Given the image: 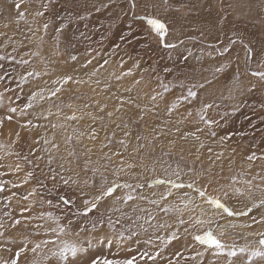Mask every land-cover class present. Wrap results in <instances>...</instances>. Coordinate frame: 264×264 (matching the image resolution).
<instances>
[{
	"label": "rangeland",
	"instance_id": "1",
	"mask_svg": "<svg viewBox=\"0 0 264 264\" xmlns=\"http://www.w3.org/2000/svg\"><path fill=\"white\" fill-rule=\"evenodd\" d=\"M134 2L135 8L133 0H0V264H11L25 247L18 264H91L97 257L248 264L247 253L216 256L194 239L209 227L229 246L260 247L247 241L258 232L243 230L261 226L264 232V223L253 222L264 208L228 216L186 187L171 188L162 199L170 186L156 181L195 182L235 211L264 199V79L252 74L264 72V0ZM145 16L165 23L163 41ZM65 76L72 77L69 84L53 83ZM57 87L61 92L49 98ZM33 93L45 98L37 96L27 108ZM70 108L83 118L66 120ZM105 180L133 187L118 188L84 214V201L107 186ZM129 193L134 199L127 203L116 199ZM61 197L73 203L65 205ZM48 212L64 226L70 221L69 228L51 231L57 225L42 215ZM197 218L213 223L196 224ZM16 220L21 224L13 227ZM101 230L105 239L96 237ZM173 232L178 239L169 243ZM120 233L131 247L110 250L107 239H121ZM65 239L86 254L67 262L54 256Z\"/></svg>",
	"mask_w": 264,
	"mask_h": 264
},
{
	"label": "snow or ice",
	"instance_id": "2",
	"mask_svg": "<svg viewBox=\"0 0 264 264\" xmlns=\"http://www.w3.org/2000/svg\"><path fill=\"white\" fill-rule=\"evenodd\" d=\"M131 6L133 8L136 7V4L133 0V3L131 4ZM15 7L17 9H20L21 5L19 3H17L15 5ZM43 13H37V15H42ZM20 16H23V13H20ZM141 19L145 20L147 25L150 27V29L156 33V35H158L161 40L163 41L166 33H167V26L165 25L164 22H162L160 19L152 17V16H145L142 17ZM45 29H47L48 25L45 24L44 25ZM235 41H233L234 43ZM168 47H174V45H167ZM246 51L248 53L249 59H251L252 56V49L249 48L247 45H245ZM225 51H227V49H225ZM0 59H2V57H0ZM73 60L76 59L75 56L72 57ZM23 63H27V61H22ZM105 63H107V61H105ZM222 69H217V71H221ZM131 74V70H129V73ZM253 75H257L259 76L261 79H264V72H253ZM28 75H32V73H28ZM36 75L38 76L39 73H36ZM117 79H119V77H117ZM72 80L71 76H65L62 80H58V81H54L53 83H58V84H66L69 81ZM200 87H203V85H201ZM62 89L61 87H57L55 88V90L50 91L49 93V98L56 96V94L58 92H60ZM39 96L40 99H44L45 97L42 95V93H33L32 97L29 100V103L26 105L27 108H31L32 107V101L36 99V97ZM188 96L195 98L197 96V93L195 91H193L192 89L188 90ZM152 99H155V96L152 97ZM69 107H71V105H69ZM85 107H88V105H85ZM211 105H205L204 108H210ZM118 110V109H117ZM10 112H16L15 108H10L9 109ZM101 111H103V108H101ZM191 113H189L190 115ZM89 116H91V113H88ZM109 116L112 115L111 112L108 113ZM82 116H77L75 114V112H73L72 115L70 116H66L65 119L66 120H79L82 119ZM201 120H204L205 123H212L213 121H207L205 120V117L203 115L200 116ZM8 120H11L12 117L8 116L7 117ZM92 119H96V117H92ZM0 124H2V120H0ZM28 124H31V121H28ZM53 127H55V125H53ZM213 135H215V133H213ZM19 137V133H17V138ZM92 139L95 138V136L93 135L91 137ZM121 143H123V141H121ZM254 158V154L252 156H249L248 159L252 160ZM128 167H132V165H128ZM19 168V166H17V169ZM29 176L32 175V173L28 174ZM175 175L177 177H179V171H176ZM53 179H55V177H53ZM65 184L68 183V181H64ZM157 184L160 185H166V186H170L169 187V191L164 194L162 196V199H166L167 196H170L171 193V188H189L192 189L193 191H195L199 198L202 199V201L208 205H210L217 213H226L228 216H248V214L253 210V208H264V199H261L258 201V203H253L251 207H247L246 206V210L243 211H235L232 208H230L227 205L226 200H222L220 196L218 195H212L209 193L207 187H198L196 185L195 182H189L187 184H185L182 180L180 182H176L172 179H159L156 181ZM250 184V182H247ZM104 185L107 186H102L101 189L99 190L98 194L95 195V197L92 200H85L84 201V209L83 212L84 214H87L91 211H93L94 209L97 208L98 204L100 201H102L105 197H111L113 196V193L118 189V188H127V189H132V185L128 184V183H124V184H118L113 182L112 184H107V181L105 180L103 182ZM15 187V185H14ZM137 187H143V185H137ZM4 190L3 187V183H0V192H2ZM235 193L238 195H244V192L240 189V188H236ZM249 191H251V189H249ZM35 193V189H33V193ZM230 196L229 191L225 190L223 192V197L227 198ZM9 200H11V197H8ZM23 199H28L27 196L23 197ZM117 200L123 199V201L125 203H127L130 200H133L134 197L131 195V193H129L128 195L120 198L117 197ZM61 200L63 201V203L65 205H69L71 203H73V201H71L70 199H65L64 197H61ZM152 203H156V201H151ZM49 204H51V201H48ZM77 214H80L79 212H77ZM42 215H47L51 218H53L54 222L56 223V227L53 228L51 231L57 233V235L62 234L65 232L66 228L64 225L60 224V217H53V214L51 212H48L46 214H42ZM253 222L255 223H264V216L261 217V219L259 221H256L255 218H253ZM20 220H16L15 223L13 224V227H15L16 224H19ZM70 223V221H69ZM179 223L181 225L185 224V220L180 219ZM194 223L196 224H204V223H208V224H212L213 220L211 218H209L208 220H202V219H196L194 221ZM111 226V225H110ZM251 225H244V227H250ZM217 227H219V225H217ZM0 228H3V224H0ZM185 232L188 231L187 228L184 229ZM133 235H136V233H133ZM221 235H223V233H221ZM254 235H258L260 237L258 244H259V248H250L249 245H244L243 247H240L239 249H237L235 246H229L227 245L224 241H222L214 232L213 228L209 227L207 231H205L203 234L201 235H195L194 239L196 241H198L200 244L202 245H206L207 248L214 250V255L216 256H220V255H224L226 254L228 257H235L238 255V253L243 254V253H247L248 254V264H252V260L254 258H261L264 259V232H260V233H254ZM0 236H3V232H0ZM120 238L124 239V234L120 233ZM178 239L177 233L173 232L169 237H168V241L167 242H171L172 240H176ZM42 243H44L45 245L48 243H56L55 241H43ZM107 243L109 244V246L111 245L112 241L111 239H109L107 241ZM41 245L37 244L34 248L31 249V251L35 252L37 248H39ZM27 249L25 248H21L17 251L16 253V257L14 259L11 260V264H18L19 261V257L21 255V253L25 252ZM83 251H86V249L82 248L81 246H79L78 244L74 243V242H68V241H63L61 242V246L59 247L58 251H54L53 255L54 256H58L61 260L67 262L69 260V257L71 258H76L77 255ZM144 255H147V253H145ZM135 257H132L130 259L127 260H108V259H104L103 261H101V259L99 257H97L95 260H93L91 262V264H134L135 262ZM149 259H155V257H149ZM3 264H8L7 261L3 262ZM229 264H231V261H229Z\"/></svg>",
	"mask_w": 264,
	"mask_h": 264
},
{
	"label": "bare ground",
	"instance_id": "3",
	"mask_svg": "<svg viewBox=\"0 0 264 264\" xmlns=\"http://www.w3.org/2000/svg\"><path fill=\"white\" fill-rule=\"evenodd\" d=\"M107 13V12H106ZM111 15V14H110ZM226 22V21H225ZM94 62V61H93ZM257 62V61H256ZM255 64V63H254ZM255 68V67H254ZM260 70H262V69H259V71ZM7 71V70H6ZM261 72V71H260ZM256 77V76H255ZM10 78V77H9ZM245 82V81H244ZM67 84V83H66ZM69 84V83H68ZM61 92V91H60ZM61 94H63V93H61ZM8 95V94H7ZM98 96H99V94H98ZM235 98V97H234ZM2 100H4V99H2ZM238 103V102H237ZM246 103V102H245ZM260 105V104H259ZM48 107H49V105H47ZM247 108V107H246ZM50 109H52L51 107H50ZM70 113L71 114H73V112H75V114H77L78 112H77V110H75L74 108H70ZM256 114V113H255ZM253 115V114H252ZM27 131V130H26ZM23 137V136H22ZM42 188V187H41ZM40 191V190H39ZM211 191V190H210ZM67 193H68V191H67ZM73 194V193H72ZM43 195V194H42ZM71 195V194H70ZM74 195V194H73ZM48 197V196H47ZM72 198H73V196H72ZM9 203V202H8ZM8 207H9V205H8ZM10 207H12L11 205H10ZM32 207V206H31ZM254 209V208H253ZM258 210H259V208H258ZM39 211H37V213H38ZM250 218V217H249ZM66 223H65V227L66 228H69L68 226H67V223L69 224V222L68 221H65ZM14 223H15V221H14ZM21 224V222L19 223V224H16V225H20ZM16 225H15V227H16ZM235 225V224H234ZM233 225V226H234ZM247 225V224H246ZM5 225H3V227H4ZM232 226V225H231ZM242 226V225H241ZM238 227V226H237ZM236 226H235V228H237ZM243 227V226H242ZM262 227L260 226V228L259 227H257V226H252V228H246V230H243V232L244 233H248L249 231L251 232V231H256V232H258V233H260L261 231H262V229H261ZM241 229V228H240ZM264 230V229H263ZM0 231H1V228H0ZM246 231V232H245ZM102 233V234H101ZM14 233H12V235H13ZM104 234H106V232L105 231H103V230H101L100 231V233L99 234H96V237H98V238H100V237H103L102 239H105L106 238V235H104ZM39 238V237H38ZM89 238V237H88ZM10 239L11 240H13V242H14V239H16V238H14V237H10ZM48 239V238H47ZM110 238H108L107 239V241L109 240ZM259 239H260V237L258 236V238L257 237H251V238H248L247 239V241L249 242V243H251V244H255V243H257L258 241H259ZM50 240V239H49ZM51 240H53V239H51ZM245 240V239H244ZM6 241V240H5ZM63 241H68V242H71L70 240H68V239H65V240H63ZM62 241V242H63ZM107 241H106V243H107ZM112 241V243H111V245L109 246V244H108V248L110 249V250H116V251H121V250H125V249H128V248H130L131 246H129L130 244H127V242H125L123 239H118V237H116V239H115V241H113V240H111ZM143 240H141V242H142ZM6 244V243H5ZM50 244H53V243H50ZM5 246H7V245H5ZM155 250V249H154ZM4 253H5V251L3 252V256H4ZM86 254V252H81V253H79L78 255H77V257L76 258H78L79 256L80 257H82L83 255H85ZM22 256V258H23V255H21ZM20 256V257H21ZM19 257V258H20ZM59 259V258H58ZM72 262H70L69 264H71ZM172 263V262H171ZM20 264H23V261H21L20 262Z\"/></svg>",
	"mask_w": 264,
	"mask_h": 264
},
{
	"label": "crops",
	"instance_id": "4",
	"mask_svg": "<svg viewBox=\"0 0 264 264\" xmlns=\"http://www.w3.org/2000/svg\"><path fill=\"white\" fill-rule=\"evenodd\" d=\"M104 235H106V234H104Z\"/></svg>",
	"mask_w": 264,
	"mask_h": 264
}]
</instances>
